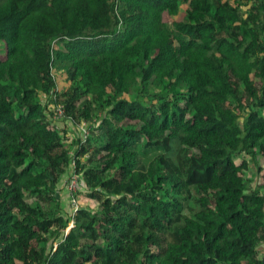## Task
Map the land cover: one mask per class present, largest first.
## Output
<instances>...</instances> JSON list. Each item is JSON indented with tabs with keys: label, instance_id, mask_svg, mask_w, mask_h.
Instances as JSON below:
<instances>
[{
	"label": "trees",
	"instance_id": "1",
	"mask_svg": "<svg viewBox=\"0 0 264 264\" xmlns=\"http://www.w3.org/2000/svg\"><path fill=\"white\" fill-rule=\"evenodd\" d=\"M0 44V264H263L264 0H0Z\"/></svg>",
	"mask_w": 264,
	"mask_h": 264
},
{
	"label": "built area",
	"instance_id": "2",
	"mask_svg": "<svg viewBox=\"0 0 264 264\" xmlns=\"http://www.w3.org/2000/svg\"><path fill=\"white\" fill-rule=\"evenodd\" d=\"M52 77L54 78V80H57L54 74H52ZM53 107H55V109L54 111L51 112L52 115L51 114L49 115L50 124L52 126L62 127L63 125L62 119L65 114V107L62 103H57ZM90 131H91L90 125H88L85 121H82L80 123L74 124V129L71 128L70 135L77 134V138H80L82 141H84L89 136ZM70 154H73V152L71 151ZM70 165H71L72 173L70 174L67 180L66 187L71 200V207L74 210H76L78 208L76 192L78 190L80 180H79V174H77L74 171V160H71Z\"/></svg>",
	"mask_w": 264,
	"mask_h": 264
},
{
	"label": "rangeland",
	"instance_id": "3",
	"mask_svg": "<svg viewBox=\"0 0 264 264\" xmlns=\"http://www.w3.org/2000/svg\"><path fill=\"white\" fill-rule=\"evenodd\" d=\"M181 15H182V13L176 19H180ZM165 19L167 21H172L173 20V18L172 17H169V16H165ZM0 47H1V44H0ZM0 55L2 57V50L1 49H0ZM59 80H60L59 81V86L64 87V85L67 84L63 80V78H60ZM54 109H55V107H53L52 105H49V111L48 112L51 113L52 111H54ZM69 123H71V125L69 124V127L74 129V124L75 123H72V121L69 122ZM86 123L89 125V122H86ZM76 135L77 134H75V136ZM240 160H241L240 157L239 158H236L235 159V162L236 163H239ZM249 163H250L249 164L250 165V169H249V171H247V176L252 177L253 178V181H258L260 179V173L258 172L257 166L255 167V165H256V163H258L259 168L262 170V172H264V158H260L259 157V158L256 159V161L250 160ZM64 191H67V190L64 187V181H63V183L61 185H59V195H60V197L63 196V192ZM77 204L78 205H86L87 206L86 203L81 202L79 199H77ZM259 252H260L259 257L262 256V255H264V245L260 246Z\"/></svg>",
	"mask_w": 264,
	"mask_h": 264
},
{
	"label": "water",
	"instance_id": "4",
	"mask_svg": "<svg viewBox=\"0 0 264 264\" xmlns=\"http://www.w3.org/2000/svg\"><path fill=\"white\" fill-rule=\"evenodd\" d=\"M262 263L264 264V255L260 256Z\"/></svg>",
	"mask_w": 264,
	"mask_h": 264
},
{
	"label": "crops",
	"instance_id": "5",
	"mask_svg": "<svg viewBox=\"0 0 264 264\" xmlns=\"http://www.w3.org/2000/svg\"><path fill=\"white\" fill-rule=\"evenodd\" d=\"M65 194H66V196H67V193L65 192ZM71 225H72V223H71Z\"/></svg>",
	"mask_w": 264,
	"mask_h": 264
}]
</instances>
